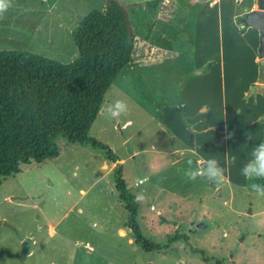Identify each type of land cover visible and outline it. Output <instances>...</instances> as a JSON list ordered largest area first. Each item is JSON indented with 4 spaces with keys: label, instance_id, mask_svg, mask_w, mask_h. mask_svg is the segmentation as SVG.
I'll list each match as a JSON object with an SVG mask.
<instances>
[{
    "label": "rangeland",
    "instance_id": "rangeland-1",
    "mask_svg": "<svg viewBox=\"0 0 264 264\" xmlns=\"http://www.w3.org/2000/svg\"><path fill=\"white\" fill-rule=\"evenodd\" d=\"M104 1L10 0L0 16V50H27L68 63L78 55L71 31ZM121 1L133 4L129 15L144 26L135 30L144 32L153 11L136 6L146 0ZM248 2L238 0L237 14H244ZM198 26V51L217 73L219 53L229 65L227 25L212 9L201 13ZM200 73L184 76L179 88ZM262 96L257 100L264 106ZM104 100L106 109L122 101L128 110L115 119L99 116L88 133L121 159L122 178L134 195L137 230L162 248L145 251L134 243L112 182L117 166L104 151L58 137L56 157L21 164L0 184V264H264V198L251 193L249 181H236L238 164L230 163L228 184L189 180L187 161L197 169L203 164L186 153L176 159L169 153L177 145L170 135L112 88ZM256 107L264 115V107ZM126 119L131 122L122 127ZM141 194L144 199L137 200ZM175 233L186 240L169 242Z\"/></svg>",
    "mask_w": 264,
    "mask_h": 264
},
{
    "label": "crops",
    "instance_id": "crops-1",
    "mask_svg": "<svg viewBox=\"0 0 264 264\" xmlns=\"http://www.w3.org/2000/svg\"><path fill=\"white\" fill-rule=\"evenodd\" d=\"M237 2L159 0L158 7L150 10L153 11L149 23L152 28L147 40L141 36L142 23L139 25V19L133 21L130 16L134 30L135 27L142 30H136L132 61L121 67L107 89L112 88L115 94L136 105L150 120L158 122L161 130L166 131L172 142L177 144L169 151L176 159L180 160V153H186L199 164L210 158L218 160L224 169L225 184L230 183V163L231 166L238 164L236 181L244 184L245 178L239 174L240 167L251 158L252 147L259 143L264 127L262 111L244 98L246 94L252 98L248 94L249 88L255 86L257 90L259 83V33L244 25V31H239L242 26L235 22ZM136 7L138 9L139 6ZM247 7L243 13L254 8V0H250ZM212 9L224 19L228 33L229 65H225L219 53L215 60L217 73L213 64L208 63L205 69L208 60L203 50L198 51L199 17L203 11ZM242 45L245 46L240 50ZM197 69L202 73L192 74L179 88L180 80ZM141 87L150 96L147 97ZM160 102L168 103L159 107L157 104ZM257 102L264 107L260 101ZM104 104L105 100L89 130L99 116H105ZM130 122L126 119L121 126L127 127ZM100 125L102 123L97 128ZM120 162L118 158L111 164L116 166Z\"/></svg>",
    "mask_w": 264,
    "mask_h": 264
},
{
    "label": "trees",
    "instance_id": "trees-1",
    "mask_svg": "<svg viewBox=\"0 0 264 264\" xmlns=\"http://www.w3.org/2000/svg\"><path fill=\"white\" fill-rule=\"evenodd\" d=\"M158 4L159 0H151L137 5L150 11ZM240 16L236 15L235 22L242 26L239 31L243 32L244 26L238 21ZM128 18L130 33L122 8L112 0H106L102 9L90 10L71 31L78 55L68 63L27 50H0V184L17 173L21 164L56 157L58 137L100 149L110 162L118 160L108 146L91 137L88 131L115 75L132 61L138 32L131 25L129 10ZM151 28L149 24L142 31L144 40L148 39ZM208 66L207 63L205 69ZM141 89L150 96L146 89ZM249 90L252 99L247 94L244 98L259 105L257 95L262 94L255 86ZM167 103H158V106ZM116 166L111 173L112 182L128 213L134 243L145 251L160 250L161 245L140 236L135 223L134 195L122 178L121 164ZM255 183L264 185V179ZM180 238L186 240L185 235L176 233L168 239L173 242Z\"/></svg>",
    "mask_w": 264,
    "mask_h": 264
},
{
    "label": "clouds",
    "instance_id": "clouds-1",
    "mask_svg": "<svg viewBox=\"0 0 264 264\" xmlns=\"http://www.w3.org/2000/svg\"><path fill=\"white\" fill-rule=\"evenodd\" d=\"M10 7V0H0V16H2ZM127 105L122 101H117L113 105H109L104 114L108 119H115L126 113ZM235 158H233L234 162ZM188 168L184 175L187 179L195 181L197 177L206 178L210 182H220L223 179L224 169L220 166L219 161L210 158L202 161L204 165L201 168H193L192 161L188 160ZM239 174L247 181H256L264 179V142L258 143L252 147L251 159L242 164ZM251 193L258 198H264V185L251 182L248 185ZM137 200L144 199L143 194L136 197Z\"/></svg>",
    "mask_w": 264,
    "mask_h": 264
},
{
    "label": "water",
    "instance_id": "water-1",
    "mask_svg": "<svg viewBox=\"0 0 264 264\" xmlns=\"http://www.w3.org/2000/svg\"><path fill=\"white\" fill-rule=\"evenodd\" d=\"M112 1L122 8L124 23L130 33L131 26L128 18V10L132 4H124L121 0ZM238 21L245 27L256 29L259 33L257 54L260 64V74L257 91L264 94V0H254V8L244 13L241 17H238Z\"/></svg>",
    "mask_w": 264,
    "mask_h": 264
}]
</instances>
